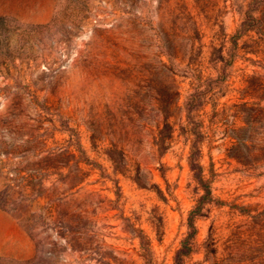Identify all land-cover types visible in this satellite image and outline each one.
<instances>
[{"label": "rangeland", "instance_id": "obj_1", "mask_svg": "<svg viewBox=\"0 0 264 264\" xmlns=\"http://www.w3.org/2000/svg\"><path fill=\"white\" fill-rule=\"evenodd\" d=\"M5 1L0 264H264V0Z\"/></svg>", "mask_w": 264, "mask_h": 264}, {"label": "bare ground", "instance_id": "obj_2", "mask_svg": "<svg viewBox=\"0 0 264 264\" xmlns=\"http://www.w3.org/2000/svg\"><path fill=\"white\" fill-rule=\"evenodd\" d=\"M6 1H7V0H6ZM6 1H5V2H6ZM9 1H11V0H9ZM5 2H4V3H5ZM13 2H15V1H13ZM11 3H12V1H11ZM9 4H10V3H9ZM19 5H20V4H19ZM6 6H7V5H6ZM9 6H11V5H9ZM8 8H9V7H8ZM19 8H22V7L19 6ZM2 9H3V7H2ZM4 9H6V8H4ZM14 9H15V10H18V9H16V8H14ZM15 10H14V11H15ZM2 11H3V10H2ZM6 11H7V10H6ZM9 11H10V10H9ZM19 11H20V10H19ZM0 12H1V11H0Z\"/></svg>", "mask_w": 264, "mask_h": 264}, {"label": "trees", "instance_id": "obj_3", "mask_svg": "<svg viewBox=\"0 0 264 264\" xmlns=\"http://www.w3.org/2000/svg\"><path fill=\"white\" fill-rule=\"evenodd\" d=\"M180 254H181L180 252L177 253V255H176V260H179V258H180Z\"/></svg>", "mask_w": 264, "mask_h": 264}]
</instances>
